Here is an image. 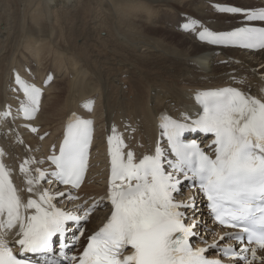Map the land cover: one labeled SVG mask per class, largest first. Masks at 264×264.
I'll use <instances>...</instances> for the list:
<instances>
[{
    "label": "bare ground",
    "instance_id": "obj_1",
    "mask_svg": "<svg viewBox=\"0 0 264 264\" xmlns=\"http://www.w3.org/2000/svg\"><path fill=\"white\" fill-rule=\"evenodd\" d=\"M212 2L243 9L264 5L260 0H0V112L6 104L13 105L18 96L8 88L12 67L29 77L22 66L26 65L34 79L40 78V84L54 82L45 85L48 96L35 122L41 125V132L49 130L45 140L20 130L22 144L15 142L12 129L18 124L0 116V142L8 153L7 163L16 169V160L30 154L36 164H45L40 153L61 132L67 114L95 97L93 110L85 114L93 117L96 126L92 149L96 155L88 178L92 183L78 191L84 196L74 200L70 195H58L61 189L55 184L37 187L45 186L63 211L80 217L84 209L81 201L103 192L104 128L116 124L123 134L126 122L134 126L136 141L150 146L157 137L155 116L164 110L193 114L197 106L191 98L194 93L197 96L198 89L233 84L264 98V49L249 52L216 47L178 31V23L192 16L212 30L226 31L249 22L244 16L217 11ZM142 8H154L148 15L154 20L148 16L145 20L134 18L138 15L133 11ZM30 62H36L38 69L31 68ZM49 75L53 80L49 81ZM88 105H92L91 100L80 108L88 109ZM204 146L205 142L201 144ZM26 175L30 176V171ZM17 181L20 185L19 177ZM180 191V199L190 195L188 188L180 187ZM200 202L196 199L194 207L186 209V218L199 221L194 231L201 230L197 244L204 246L226 230L214 224ZM106 215L98 208L89 217V231H94ZM66 227L64 242L75 231L74 221H68ZM232 241L226 237L217 242L219 249ZM215 251L209 249V259L217 257ZM258 252L264 256V251Z\"/></svg>",
    "mask_w": 264,
    "mask_h": 264
},
{
    "label": "snow or ice",
    "instance_id": "obj_2",
    "mask_svg": "<svg viewBox=\"0 0 264 264\" xmlns=\"http://www.w3.org/2000/svg\"><path fill=\"white\" fill-rule=\"evenodd\" d=\"M247 18L264 20V9ZM199 35L210 43L264 47V30L239 28L213 33L205 29ZM24 92L28 104L21 108L25 117L31 118L38 109L40 89L26 86ZM197 100L203 105V114L191 124L167 116L161 118V135L167 137L175 161L166 160L159 141L154 154L137 159L113 128L114 135L108 138L111 169L107 199L112 205L111 215L88 238L78 264H221L220 260L205 256L211 248L231 253L233 259L243 264L256 261L264 264V256L257 254L258 250L264 251V101L233 88L199 93ZM90 124L91 121L80 120L74 114L60 146V155L49 157L56 167L51 175L72 187L79 186L87 166ZM196 129L215 135L214 159L194 141L186 144L180 139L186 130ZM28 163L21 165L22 173L28 172ZM165 163L173 171H167ZM35 171V178H26L28 193L34 191V182L45 178L39 168ZM175 173L198 181L216 221L240 229L239 233L226 234L227 239L243 243L246 238L251 247L245 246L239 253L231 245L219 249L217 242L207 248H193L190 237L197 234L194 229L199 221L193 219L186 224L185 213L180 209L193 208L194 197L188 201L175 200L173 193L180 191L181 184ZM37 195L38 199L29 196L24 202L9 171L0 163V264H26L14 255L10 243L19 245L21 252L50 251L53 237L57 234L63 237L67 231V221L86 219L91 211L86 210L83 217L73 216L52 203L54 197L48 190L38 191ZM32 209L34 212H27ZM226 237L221 236L220 240Z\"/></svg>",
    "mask_w": 264,
    "mask_h": 264
},
{
    "label": "rangeland",
    "instance_id": "obj_3",
    "mask_svg": "<svg viewBox=\"0 0 264 264\" xmlns=\"http://www.w3.org/2000/svg\"><path fill=\"white\" fill-rule=\"evenodd\" d=\"M221 1V0H220ZM223 1V0H222ZM224 1H226V0H224ZM150 10V11H149ZM142 11V12H141ZM152 11H154V8H152V9H146V11H144V8H142V9H137V10H135V11H133L134 12V14H136V15H138V16H134L133 15V17L134 18H136V19H139V20H145V16H148V13H150V12H152ZM138 12V13H137ZM147 18H151L150 16H148ZM152 24H154V25H156V22H153L152 21ZM159 24L157 23V26H158ZM101 35H104V33L102 32V33H100ZM21 48V47H20ZM258 52V51H257ZM25 57L26 58H28V57H30L29 56V54L28 53H26L25 54ZM28 60H31V57H30V59L28 58ZM32 63V64H31ZM30 66L31 67H36V69H38V64H36V62H30ZM34 67V68H35ZM64 72V71H63ZM91 180V179H90ZM91 182V181H90ZM206 221V220H205Z\"/></svg>",
    "mask_w": 264,
    "mask_h": 264
}]
</instances>
